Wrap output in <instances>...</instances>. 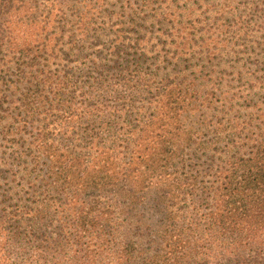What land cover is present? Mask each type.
<instances>
[{
  "label": "trees",
  "instance_id": "obj_1",
  "mask_svg": "<svg viewBox=\"0 0 264 264\" xmlns=\"http://www.w3.org/2000/svg\"><path fill=\"white\" fill-rule=\"evenodd\" d=\"M236 2L0 0V264H264V0Z\"/></svg>",
  "mask_w": 264,
  "mask_h": 264
},
{
  "label": "rangeland",
  "instance_id": "obj_2",
  "mask_svg": "<svg viewBox=\"0 0 264 264\" xmlns=\"http://www.w3.org/2000/svg\"><path fill=\"white\" fill-rule=\"evenodd\" d=\"M243 2V0H237V2L234 4V6H236L237 5V7L236 8H238V9H241L240 7L241 6H243V5H241V3ZM198 3V1H196V4ZM240 6V7H239ZM149 30L151 31V28H149ZM133 37H136V35H135V33L133 34ZM96 44V41L95 40H92L91 41V43H90V48H94L95 45ZM86 66V65H85ZM87 69V67H85V70ZM149 71H151V67H150V70Z\"/></svg>",
  "mask_w": 264,
  "mask_h": 264
}]
</instances>
